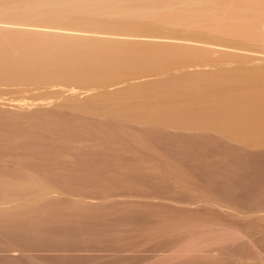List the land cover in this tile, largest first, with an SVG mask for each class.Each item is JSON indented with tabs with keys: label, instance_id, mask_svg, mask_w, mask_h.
Segmentation results:
<instances>
[{
	"label": "rangeland",
	"instance_id": "rangeland-1",
	"mask_svg": "<svg viewBox=\"0 0 264 264\" xmlns=\"http://www.w3.org/2000/svg\"><path fill=\"white\" fill-rule=\"evenodd\" d=\"M5 1L0 0L1 7ZM114 7L94 9L98 20L93 19L92 26L70 21L61 32L74 28L73 33L110 37L120 44L124 39L156 42L177 48L184 62L179 57L167 63L169 58L165 67L154 64L152 70L130 67L114 82L96 83L88 90L74 83V94L59 78L41 84L0 80V131L14 136L10 156L0 158V171H30L16 166L26 151L28 138L23 134L39 121L32 111L62 105L71 114L88 97L118 89L127 93L130 84L159 89L172 78L194 73L264 68V0H118ZM10 20L15 19L0 17ZM48 27L45 31L60 30ZM183 49L190 60L179 52ZM100 107L94 105L81 115L103 121ZM121 121L134 141L146 139L143 118L122 114ZM218 130L166 124L145 148L129 152L122 145L121 158L110 160L104 170L112 172L107 183L51 184L34 198L0 190V258L28 264H264V171L240 167V160L264 159V142L244 144ZM205 132L222 143L208 141V152L186 153L193 138ZM167 143L179 152L167 151ZM71 145L72 154L91 150L84 136ZM71 153H66L65 165L73 163ZM30 201L58 206L52 223L57 222L56 230L47 233L50 227L38 224L34 212H13Z\"/></svg>",
	"mask_w": 264,
	"mask_h": 264
},
{
	"label": "bare ground",
	"instance_id": "bare-ground-1",
	"mask_svg": "<svg viewBox=\"0 0 264 264\" xmlns=\"http://www.w3.org/2000/svg\"><path fill=\"white\" fill-rule=\"evenodd\" d=\"M93 1L94 4L91 5L90 0L89 5L86 4L87 0H6L0 6V17L11 16L15 20L0 21V80L34 81L41 84L46 79L59 78L68 90L74 89V83L88 90L96 83L105 85L106 82L111 83L109 80L114 82V79L123 77L129 72L127 68L146 69V66H151L152 70L154 64L157 66V63H162L163 67L169 58L167 63L172 59L178 61L181 57L177 54V48H174L175 52L173 48L166 49L165 45L163 48L156 42L130 43L124 39V43L121 40L123 44H120V40L113 43L110 37L100 36V39L94 35L87 36L82 29L85 33L83 35L78 31L73 33V30H77L74 28L71 33H67L71 31L68 29L61 32L70 21L87 23L88 26L92 22V26L93 21L98 20L94 18L96 8L97 11H109L118 0H109L108 4L105 0H99L98 3L97 0ZM72 5L78 6L79 11L76 8L77 12H74ZM38 26L39 29H34ZM44 26L60 29V32L52 29L45 31ZM104 37L112 42L104 40ZM183 50L185 52H179L186 56V49ZM130 85L124 91L127 93L118 89L90 96L84 102H79L71 114L62 110V105L52 110L32 111L31 114L39 121L23 134V137L28 138L26 151L16 166V169L21 167L30 171H0V190H4L2 193L11 195L17 191L20 195H32L31 198H34L39 197L40 192L51 184L107 183L111 181L112 172L104 170L109 168L110 160L121 158L122 145L128 146L129 152L134 147L145 148L147 140L154 139V134L161 133L166 124L178 127H215L223 135L229 134L244 144L264 142L263 67L236 69L231 73L221 70L217 73H194L181 79L172 78L159 89L154 88V84L153 87ZM86 104H92L93 107L104 104L100 108L105 119L96 121L81 115L85 109L93 108ZM122 114L143 118L148 125L142 132L146 137L144 141L133 140L123 126ZM82 136L87 138L91 150L72 154L71 141ZM10 138L14 136L0 131V158L10 156ZM193 139L194 143L185 150L186 153L208 152V141L222 143L206 132ZM165 146L169 149L172 147L170 143ZM167 151L174 155L179 152L173 149ZM67 152L74 157L70 165L63 162ZM248 166L252 168L250 171H264V159L240 160V167ZM59 168L83 171H58ZM57 209V205H40L30 201L18 205L13 212L18 216H24L27 212L36 213L38 224L48 225L50 229L46 232L49 233L58 228L57 222L56 225L52 224L53 212ZM0 261L3 264H28L8 257L0 258Z\"/></svg>",
	"mask_w": 264,
	"mask_h": 264
}]
</instances>
